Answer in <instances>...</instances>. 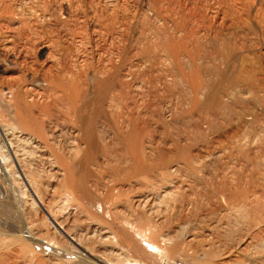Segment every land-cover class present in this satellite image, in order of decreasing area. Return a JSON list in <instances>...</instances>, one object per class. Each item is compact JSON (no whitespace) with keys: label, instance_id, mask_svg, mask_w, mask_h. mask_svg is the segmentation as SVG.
I'll return each mask as SVG.
<instances>
[{"label":"rangeland","instance_id":"374dc122","mask_svg":"<svg viewBox=\"0 0 264 264\" xmlns=\"http://www.w3.org/2000/svg\"><path fill=\"white\" fill-rule=\"evenodd\" d=\"M0 16L4 30L20 26L12 41L0 36V124L17 131L43 206L87 250L57 233L16 163L4 160L0 133V264H264V0H0ZM58 64L89 79L120 67V96L106 99L96 123L111 159L100 148L82 162L74 150L73 183L67 165L59 183L37 161L26 140L39 131L10 104L11 87L42 92ZM119 127L139 129L128 135L141 136L134 148L152 163L137 176L144 186L120 193L129 182L113 165L125 145ZM66 129L59 140L70 148Z\"/></svg>","mask_w":264,"mask_h":264},{"label":"bare ground","instance_id":"6f19581e","mask_svg":"<svg viewBox=\"0 0 264 264\" xmlns=\"http://www.w3.org/2000/svg\"><path fill=\"white\" fill-rule=\"evenodd\" d=\"M9 9H10L9 6L4 8V12H2V18L7 16V12L9 11ZM2 18H1V20H2ZM9 19H11V17ZM13 25H14L13 23L10 24V25L6 24L5 25L6 26L5 30L3 29L4 27L2 28L1 25H0V27H1L0 28V36H4L9 41H12L13 39H15L14 36H16V35H14V32H16L17 29L20 26L14 27ZM22 26L23 27L24 26L27 27L26 25H22ZM21 28L19 29L18 33L20 32ZM22 31H24V29H22ZM22 31L20 32V34H22ZM25 31H24V33H25ZM28 37L29 36H27V38ZM42 47H44V46H42ZM124 55H125V53H124ZM121 59H122V57H121ZM111 60H109V62ZM114 61L112 60V64H113ZM116 63L118 65V62H116ZM130 63H132V62H130ZM133 66H132V68H133ZM109 69H110V67H109ZM112 69H113V71H111ZM119 69H120V67L118 68V66H114V68L111 67V70H109L110 71L109 73L111 74V76H107V74H106L105 75L106 77H104V78H95V77H93V78L89 79L87 77L88 75L86 74L85 71L75 72V71H72V70L66 68L65 66H62V65L58 64V65H56V67H51V68H49V69H47L45 71V72H48V73H47V75L45 77V89L42 92H39V91H37L35 89L30 90V91H28L27 89H26V91H24V90L21 91L19 89H15V88H12V87L10 88V91L12 92V98H11L10 104L12 103L13 105H15L17 107H19V108H21L23 110H26L27 116L32 118V122L34 123L36 129H38V131H39V132L37 131L39 133L38 136H34L33 138H30V140H32V141H28L27 142V140H26V143H28L27 145H30V147H31V149L33 151V154H34V156H36L38 162H42L43 164L45 163L50 169L52 168L55 171L56 178H57V181L59 183H61V182L64 183L65 182V179L60 178V176L63 174L61 171H62V166L64 164H65V166L66 165L68 166V167H65V169L66 168L70 169V171L68 170L69 171V176L67 175L68 178L66 179V183L70 182L69 181L70 178L74 177V172H73V167H72L73 163L71 161H69L70 158H71L70 155L73 154L72 152L74 150H77V152H79V154H81L82 162H87L89 160H93V158L96 157L95 155L97 154V152H99V149L102 147V146L100 147V144H102V143H100V142H99L100 144L97 143V141H99L100 139H97L98 135H97V130H96V123L98 122L97 120H99L98 118H100V117L103 118V117L107 116L106 115L107 114L106 113V108H105L106 99L110 98V99H112L111 101H113V100L115 101L116 97L118 98L120 96L119 94H120L121 91H120V89L118 87L119 86L118 80H120V79L116 80V77H118V73H120V72H118ZM129 69H128V71H129ZM1 71H2V69L0 67V72ZM104 71L106 72V70H104ZM133 72H134V69H133ZM122 84H123V81H122ZM199 90H200V88H199ZM32 91H33L32 98L30 97L31 99L29 101L28 99H26V96L29 97L28 94H30L29 92H32ZM21 92H22L23 95L21 94ZM34 96L35 97L38 96V98L45 97L46 103L44 105H42V106L38 105V103H36L38 100L35 102ZM126 96H128V94ZM209 99H210V97H209ZM195 101L197 102V99ZM114 106H115V103H114ZM36 109H39V111H40L39 115H37V116H36V114H34V111ZM108 109H109V107H108ZM132 109H133V107H132ZM41 115L42 116L46 115L48 120L50 119L51 121L49 120L48 123L45 124V122H43V120H42L43 118L41 117ZM109 117H112V116H109ZM137 118H138L137 119V121H138L139 117H137ZM135 121L136 120H134L132 122H135ZM131 123H129V124H131ZM129 124H128V127L130 126ZM135 124H136V122H135ZM115 125L118 126V124H116V123H115ZM136 125H138V123ZM117 126H115V127H117ZM61 127H66L67 128L66 130H68L69 133L71 134V137L73 139L72 140V144L73 145L70 146V148L68 147L69 145L67 146L68 148H66L65 145L63 146L61 144V141L59 140L60 139L59 131H61L60 130ZM123 127H121V128H123ZM134 129H135V126H134ZM134 129H133V131H134ZM127 130H129V128L124 129L125 132L123 131V129L118 130V128H117V131H119L118 132L119 137H121V141H123L125 145L122 147V149L119 152L116 150L118 152L117 156H115V154H114V157H116V162L113 161L115 164H113V162H112V164L114 165L115 173L121 174L122 177L125 179V181L128 180L127 182H129V184L126 183V184H128L127 188H125L126 186L124 184H122L119 187V190H118L119 193L122 190L123 191L132 190L135 187V185L144 186L143 182L137 181V176H139V173H143L144 176H146L145 173L151 172V164L152 163L150 162V159H149V158H151V157H149L151 155L147 156L146 152L142 151V149L136 151L135 148H134V147H136V145L134 146L135 143L136 144L140 143V142H137V139H138V141H140L139 138L142 136V134H140V132H138V130H139L138 128L136 130H137V132L139 134L136 131H135V133H132L131 132L132 130H131L130 131L131 134H136L137 133L138 135H141V136H139V138L136 139L135 137L138 136V135H136V136L132 135V137H130L128 135V133H130V132L126 133ZM16 132L17 131L15 130V128L8 127V126L7 127L6 126H2L0 124V133H1V137H2V139H1L2 140V144H1L2 146L1 147L4 148L2 150H5V152L8 155V156L6 155L7 158L4 155V160L9 159V160H12V161H14L16 163L17 168L19 170L18 173H20V179H22L23 184L27 187V189L29 190V192L32 195V197L34 198V200L40 202L42 204V206H43V203H42V200H41V196L39 195V193L37 192V190L35 188V184H34L35 181L33 182V180L30 179V177H28V173H27V171L25 170V168H24V166L22 164V161L24 159H23V157L19 156L20 154L18 155L19 152H18V150H16V148L14 146L13 139L18 137V135H16ZM98 132H99V129H98ZM107 132H108V129H107ZM104 135H106V134H104ZM102 137H103V134H102ZM102 137H100V138L103 140L104 137L103 138ZM108 139H111V137H109ZM108 142L110 143L109 140H108ZM118 143H119V141H118ZM106 145H107V147H109L108 143H106ZM113 145H111V146H113ZM115 147H116V145H114V148ZM104 148L105 147H103L101 149H103V151H104L103 154L107 157V155L109 154V153L107 154V151H109V150L106 151L105 150L106 148L105 149ZM119 148H121V147H119ZM137 148H139V147H137ZM148 149H150V148H148ZM25 151H26V149H25ZM148 152H150V150ZM148 154H151V153H148ZM110 155L111 154H109L108 157ZM101 157L104 158V156H100V158ZM112 157H113V155H112ZM31 158H33V157H31ZM109 158L111 159V157H109ZM105 159H104V161H105ZM109 160H108V162H109ZM112 160H115V158L112 159ZM93 161H95V159ZM106 161H107V159H106ZM34 162H35V160H34ZM38 162H36V163H38ZM108 162H107V164L109 165ZM94 163H96V162H94ZM94 163H93V165H97L98 162L96 164H94ZM103 164H105V162ZM84 165L86 166V164H84ZM101 165H102V162H101ZM113 165L111 166L112 168L109 165L110 169H112V170H113ZM99 166H100V164H99ZM152 166H154V165H152ZM81 167H82V165H81ZM87 167H88V165H87ZM180 167L181 166H178V164L173 165L171 167V169H169V171H171L173 173H175V171L178 172L180 170ZM88 168H90V167H88ZM67 174H68V172H67ZM82 174L83 175H81V178H80L81 180H83V177L86 178V176L88 174L87 170L84 169V172ZM90 175L91 174L89 173V176ZM73 179H71V180L74 181L75 179L74 180ZM84 181H86V180H84ZM70 183H69V185H70ZM147 183H151L149 181V179H148ZM147 185H145V187ZM71 186H70V188H71ZM72 188H75V187L72 186ZM147 188H149V186ZM58 191H59V189H58ZM147 199L149 201L151 200V202H152L151 197L147 198ZM101 203L102 202H99L97 205H96V203H93L92 206L95 209L96 206L98 207V205L101 204ZM43 209H44V212L47 213L50 216V220H51L52 224L54 225V228L57 230V233L60 234V235L67 236L72 241V243L74 245H76L82 251V253L84 252L87 255V250L85 249V247H83L73 236L70 235L71 233L69 234L63 228V226L61 224H59L54 219V217L49 213V211L46 209V207L43 206ZM86 233H88V232H86ZM108 233L109 232L106 230V231H103L101 234L102 235L103 234L107 235ZM36 241H38V240H36ZM84 257H86V256H84ZM90 257L93 258L92 256H90ZM94 259H96V260L101 262V260L98 257H94Z\"/></svg>","mask_w":264,"mask_h":264}]
</instances>
